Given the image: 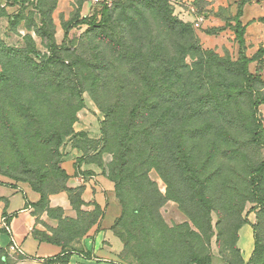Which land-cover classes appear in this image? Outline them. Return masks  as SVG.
<instances>
[{"label": "rangeland", "instance_id": "obj_1", "mask_svg": "<svg viewBox=\"0 0 264 264\" xmlns=\"http://www.w3.org/2000/svg\"><path fill=\"white\" fill-rule=\"evenodd\" d=\"M108 1L0 0V185L40 196L37 236L81 237L101 210L68 221L50 207L60 194L80 207L84 185L66 170L78 149L75 174L96 164L123 206L113 229L123 264H246V239L248 264H264V47L247 32L252 25L259 34L263 20L252 9L243 30L237 0H161L195 31L198 59L169 22L153 23L147 6L158 14L156 1ZM52 56L65 66L48 67ZM69 63L84 81L80 97L73 82L46 84L50 76L74 81ZM150 78L157 112L147 132L150 122L140 129L128 114ZM106 110L117 114L110 126ZM11 246L0 243V264L22 258Z\"/></svg>", "mask_w": 264, "mask_h": 264}, {"label": "crops", "instance_id": "obj_2", "mask_svg": "<svg viewBox=\"0 0 264 264\" xmlns=\"http://www.w3.org/2000/svg\"><path fill=\"white\" fill-rule=\"evenodd\" d=\"M237 1L240 4L241 0ZM255 1L260 3L245 5L240 21L247 26L254 19L248 17L250 13L252 14V9H255L257 17L255 18L258 21L263 20L259 34L254 35L252 25L247 26V32L252 35L250 39L258 48L264 47V0ZM203 21L212 25L210 19L206 21L203 19ZM215 22L218 23L216 27L221 26V22ZM221 32H224L223 28ZM82 155V152L75 149L69 163L70 167L66 169L76 186L84 185L79 209L73 206L65 194L53 196L50 199V207L61 208L65 214L64 219L68 221L78 220L80 212L91 216L97 210H101L102 216L98 222L86 228L81 237L67 243L44 240L36 235L37 231L44 229H40L41 225L36 217V204L41 199L38 194L0 185V225L7 226L9 232V234H0V243L4 246L18 247L20 252L14 255L22 256V258L16 264H45L58 256L65 258L66 262L56 264H123L119 258L123 247L113 232L118 220L122 217V205L116 196L114 186L101 176L96 164L84 162L82 171L75 174L74 166L77 158ZM8 218H10L9 223ZM52 227L55 229L57 224L52 223ZM245 246L244 257L248 264L247 260L252 252L251 239L245 240Z\"/></svg>", "mask_w": 264, "mask_h": 264}, {"label": "trees", "instance_id": "obj_3", "mask_svg": "<svg viewBox=\"0 0 264 264\" xmlns=\"http://www.w3.org/2000/svg\"><path fill=\"white\" fill-rule=\"evenodd\" d=\"M155 1H156V4H158V6H156L158 11L160 8V11L158 12V14H156L154 12V8L152 9V5L147 6L149 11L152 12L151 15H152L153 23H155V24L157 23L159 27H163V25H165L167 22H169V24L172 27L171 31L174 33L173 37L174 38L176 37L177 41H179L180 38H184V37L188 40V44H187L188 55L190 57L200 59V56L203 54V52L201 50L199 40H198L197 35H196L195 31L193 30V28L189 24H185L182 21L174 18L170 11L164 10V7L162 6L163 3L161 0H154V2ZM250 1L251 0H241V2H240L241 9L246 4H248ZM240 16H242V13ZM106 18L107 17H105V19L103 20L104 23L107 22ZM236 22H237L238 26L242 27L239 19ZM242 29L244 30L243 27H242ZM150 33L151 32L149 30V35H150ZM151 43H152L151 38L149 36V41H148L149 46L151 45ZM51 51L53 53H55V52H58L59 49L57 48V46L55 44H53L51 47ZM152 58H153V55L150 54L149 59H152ZM146 62L148 65L151 64L150 60H148V59L146 60ZM46 65L48 67H50V66H52V67H57V66L64 67L65 62L62 60H59L58 57L55 58L52 56L51 58L49 57L47 59ZM76 66H77V64L73 65V64L69 63L65 67V69L71 71L73 78L75 77L74 81L71 77H67V76H56V77L50 76L46 79L47 87L51 88V86H53V87H57V88L63 90L64 88H67L69 85H71V83L73 82L74 84L72 87L77 89L78 97H80L82 94V91H83L82 86H83L84 81L79 79V77L77 76V74L79 75L80 73L77 72ZM229 66L237 68L238 64L232 62L229 64ZM239 73L241 76V81L244 82L247 78V75H248L247 71L241 70V71H239ZM153 81H154L153 78H150L149 80H145L142 83L143 87L146 89V92H143L142 94H138V95L133 94L132 98L134 100V104H133L134 106L132 107L131 112H129V114H128L130 118H132L136 121L138 119L141 120L143 125L139 126L140 129H142L141 128L142 126L147 125V122H150L151 127L148 129L147 132L152 131L154 129V125L156 124L155 123V117H156L157 109H156L155 102H154L156 97L153 94V92H155L154 89H155L156 83H154ZM104 83H105V80H104ZM246 93H247L246 85H242L241 86V92H240V94H238L237 98H239V99L244 98ZM144 105H147V106L144 107ZM104 113L106 114V117H107V120H106L107 124L106 125L110 126L114 122L117 114L115 113V111H112V110H108V111L106 110ZM131 134L135 135L134 132H132ZM40 202H41V199H40ZM38 204H36V206ZM122 208H123V206H122ZM4 215H5V213H4ZM122 216H123V214H122ZM7 220L9 223L10 218H8ZM0 234H5V233H0ZM65 262H66L65 258L58 256L54 259L48 260L45 264H56V263H65Z\"/></svg>", "mask_w": 264, "mask_h": 264}, {"label": "built area", "instance_id": "obj_4", "mask_svg": "<svg viewBox=\"0 0 264 264\" xmlns=\"http://www.w3.org/2000/svg\"><path fill=\"white\" fill-rule=\"evenodd\" d=\"M95 3H105V4H108L109 3V1L108 0H93ZM11 248H12V250H14V252L15 253H19L20 252V250L18 249V247L17 246H15V245H12L11 246Z\"/></svg>", "mask_w": 264, "mask_h": 264}]
</instances>
